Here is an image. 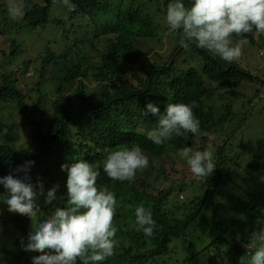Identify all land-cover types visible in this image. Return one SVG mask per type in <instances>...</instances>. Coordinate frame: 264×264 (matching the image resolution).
Returning <instances> with one entry per match:
<instances>
[{
  "label": "trees",
  "instance_id": "trees-1",
  "mask_svg": "<svg viewBox=\"0 0 264 264\" xmlns=\"http://www.w3.org/2000/svg\"><path fill=\"white\" fill-rule=\"evenodd\" d=\"M5 1L0 0V41L6 44L0 47L1 59L19 56L21 37L51 24L62 29L63 37L73 34L74 41L59 37L56 45L47 40L34 59L0 69V176L32 160L31 181H42L45 189L58 184L57 196L63 197L49 203L38 195L32 219L0 204V264H32L35 253L23 251L20 241L56 207L65 206L61 164L83 159L95 166L108 151L133 145L149 157L147 168L131 182L111 181L103 173L97 179L98 189L116 195L114 226H126L116 233L119 247L101 264L122 258L126 264H239L251 233L264 226V160L250 156L242 166L241 154L233 153L229 136L222 135L223 126L232 121L235 129L242 126V110L233 109L234 98L241 95L236 86L264 83V78L195 46L180 47L182 32L163 23L168 0H72V11L61 0H17L22 14L16 19L8 16ZM252 33L234 41L264 42V35ZM87 46L94 56L86 53ZM47 88H53L54 97L46 103ZM149 101L161 111L168 103L192 105L198 133L154 144L148 137L157 118L142 112ZM216 101L223 102L217 106ZM10 105L13 114L2 118ZM21 124L31 128L30 144L16 147L5 139ZM210 135L221 141L212 151L216 168L207 179H197L178 149L208 150ZM243 170L250 172L244 185ZM256 180L260 186L247 189ZM184 188V199L178 193L171 197ZM139 205L150 209L156 221L151 238L136 230Z\"/></svg>",
  "mask_w": 264,
  "mask_h": 264
},
{
  "label": "clouds",
  "instance_id": "clouds-1",
  "mask_svg": "<svg viewBox=\"0 0 264 264\" xmlns=\"http://www.w3.org/2000/svg\"><path fill=\"white\" fill-rule=\"evenodd\" d=\"M61 2L69 11L74 10L72 0ZM9 11L13 16L22 14V9L15 6ZM163 23L170 31L182 32L180 47L192 45L232 64L243 54L234 36L252 32L264 35V0H188L187 4L185 0H168ZM142 112L157 118L148 137L156 145L171 141L174 136L196 134L200 129L190 104L168 103L161 111L149 101ZM178 155L197 179H207L216 168L210 150L183 147L178 149ZM34 163L26 160L0 176V204L6 206L7 212L30 219L37 216L38 195L49 203L63 198L57 196L58 184L45 189L42 181H31ZM148 166L149 157L139 145L110 150L95 166L83 159L61 164V171L66 173L65 206L56 207L47 219L31 228L26 240L20 241L23 251L35 253L30 257L32 264H101L113 256L118 231L113 224L116 195L107 188L98 189L97 179L103 173L111 181L131 182L139 170ZM134 216L136 230L153 237L156 221L151 210L139 205ZM245 249L239 264H264V226L251 233Z\"/></svg>",
  "mask_w": 264,
  "mask_h": 264
},
{
  "label": "rangeland",
  "instance_id": "rangeland-1",
  "mask_svg": "<svg viewBox=\"0 0 264 264\" xmlns=\"http://www.w3.org/2000/svg\"><path fill=\"white\" fill-rule=\"evenodd\" d=\"M188 1L185 0V3ZM5 8L7 10L8 16L12 17L13 19H16L19 16V13L15 16L10 14L9 9L13 6L19 8L17 0H6L4 2ZM58 29V30H57ZM62 29L58 28L57 26L51 24L49 28L46 30L44 27H39L38 31L36 32H29L28 35H24L21 37L22 41V51L20 52V55L17 57H11V58H0V69H3L6 65L7 68L15 67L19 62H21L24 59L32 58L34 59L36 56H38L42 52V48L45 44V42L50 40L51 44L55 41V44H59L61 41L56 40V38L62 37L63 41H69L73 42L74 39L72 38L73 34L67 35L66 37L61 36ZM253 35H256L257 33H252ZM3 41H0V47H4L6 44H2ZM165 42L169 43V39L166 38ZM240 44L242 46L243 54L241 58L239 59L238 64L241 65L245 70H248L252 72L253 74H257L260 78H264V42L262 40H256L253 44L247 43V41H240ZM244 45V46H243ZM63 49L65 48L64 45H62ZM53 50L57 52V55L59 54L58 49H56L54 46H52ZM82 48L85 49V47L82 45ZM88 51L86 52L90 56H94V52L91 51V49L87 46ZM90 49V50H89ZM162 50V49H161ZM61 51V50H60ZM32 71L28 72L25 75H30ZM92 80V78H90ZM21 83H24L21 82ZM92 86H94L95 82H90ZM49 90L48 96L46 99H43V102H49L51 98L54 97L53 95V88H47ZM235 90H240L241 95L237 98H234L233 100V109L242 110V116H239L242 119V126L240 128L235 129V121H232V124L228 125L225 124L223 129L224 136L228 135V143L230 148H232L231 151L233 153L241 154L240 163L242 166H244L248 162V158L251 156H256L259 160H264V83H255V82H243L240 86H236ZM71 91V90H70ZM67 93L64 91L62 92V95ZM223 101H216L215 104L218 106ZM244 104V105H243ZM244 106V107H243ZM7 107V106H6ZM47 107V106H46ZM13 108L10 105L9 108L6 109L5 114L2 116V118L7 119L10 117L12 113ZM48 114V113H47ZM48 116V115H47ZM30 132L31 128L28 127L25 124H21L17 126L14 130H12L10 133L6 136L5 141L8 143L13 142L12 145L16 147H24L28 146L30 144L29 138H30ZM213 136H209L208 143L205 145L208 146L207 149L210 151H214V149L217 147L219 143H221L220 139H216L212 141ZM0 141H4L0 139ZM200 142L204 141L202 138L199 139ZM247 160V161H246ZM236 167V166H235ZM242 177V185L246 182V177L249 176L250 172L239 171ZM240 177V178H241ZM262 181H254V184L252 187H249L247 189H256L260 186ZM233 190H230L228 193L231 194ZM178 193L179 199H184L187 191L184 190L176 192L173 191L171 197L174 198ZM126 219L122 220V223H125ZM123 225V224H122ZM118 231H123L126 229V226H121L117 228ZM116 239V247H119L118 238ZM121 251H119L120 253ZM127 261L125 258L118 259V263L116 261V264H126Z\"/></svg>",
  "mask_w": 264,
  "mask_h": 264
}]
</instances>
